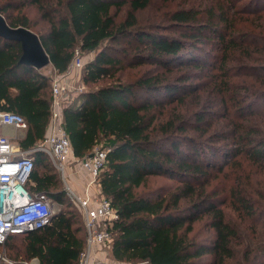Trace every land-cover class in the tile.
<instances>
[{"label": "trees", "instance_id": "obj_1", "mask_svg": "<svg viewBox=\"0 0 264 264\" xmlns=\"http://www.w3.org/2000/svg\"><path fill=\"white\" fill-rule=\"evenodd\" d=\"M155 1L176 4L166 16L184 28L181 37L140 22L138 13ZM260 1L0 3L11 27L28 28L40 37L57 73L69 69L77 49L95 51L107 42L83 70V81L95 87L65 107L64 127L76 158L89 156L96 146L107 151L98 183L119 216L109 226L112 237L106 246L114 262L199 264L209 256L210 264H264ZM30 6L37 8L45 28L36 29L39 23L26 12ZM123 38L136 39L134 51L119 49ZM207 44L220 53L207 50ZM22 52L21 43L0 36V110L26 119L20 141L26 150L47 133L52 95L51 78L20 64ZM121 53L133 60L131 65L151 67L123 81L117 75L126 68ZM34 157L27 187L47 193L62 208L48 225L10 234L0 249L17 264L34 258L39 264H80L86 245L83 214L69 203L50 157L39 152ZM152 177L173 183L145 189ZM219 179H226L224 186ZM199 221L213 231L205 244L191 235Z\"/></svg>", "mask_w": 264, "mask_h": 264}, {"label": "built area", "instance_id": "obj_2", "mask_svg": "<svg viewBox=\"0 0 264 264\" xmlns=\"http://www.w3.org/2000/svg\"><path fill=\"white\" fill-rule=\"evenodd\" d=\"M84 66L82 52L77 49L67 71L48 74L51 78V118L44 139L34 147L25 150L14 141L25 136L28 128L26 119L16 112L0 110V245H4L10 234H24L48 225L57 213L56 207L61 205L47 193H32L27 187L35 168L34 154L39 152L50 157L63 178L72 161L90 176L83 194H77L67 181L65 183L71 200L81 210L85 222L86 245L80 256V264H146L112 263L96 257V247L103 248L111 242L109 226L119 216L111 200L93 188L106 164V149L96 146L92 156L76 158L64 127V109L80 95L73 87V79ZM80 90L83 91V88ZM0 259L2 264H17L1 252ZM24 264H39V260L34 258Z\"/></svg>", "mask_w": 264, "mask_h": 264}, {"label": "rangeland", "instance_id": "obj_3", "mask_svg": "<svg viewBox=\"0 0 264 264\" xmlns=\"http://www.w3.org/2000/svg\"><path fill=\"white\" fill-rule=\"evenodd\" d=\"M3 1H6V0H3ZM260 2H262L261 5H263L262 9L264 10V0H262ZM0 3H2V0H0ZM176 7H177L176 4H168V3H161V2L155 1V2H153L152 6L150 8H147L146 10L138 13L139 18H140V22L143 25L150 24V25H153L154 27H157L158 29H161V30L163 29V31H165L168 34H171V35H174L177 37H181L182 32L184 31V28L180 25L174 24L173 22L168 20L167 16H166L170 10H174ZM26 12L31 18L36 19L37 22L39 23V26L36 29H39L42 27L45 28L47 26V23L41 18V15L39 14L37 8L32 7V6L27 7ZM124 13H125V11H123V14ZM258 24L259 23L257 22V25ZM263 26H264V22H263ZM132 41H135V42H133L131 44ZM135 43H136V39L135 40H128L127 38H123L121 40V43H120L121 47H119V49H121L122 47H125L128 51L130 50V52H132L135 49V47L133 45ZM106 44H107V42H105L102 45V47L98 50L83 52L82 55L84 57L85 65L88 61L93 60L103 50L102 48ZM117 45H119V44H117ZM205 47L207 50H209V51L212 50V52L217 54V55L220 53V50L218 47L216 48L210 44L205 45ZM120 57L124 60L126 68L123 69L122 71H120L117 75L123 81L132 80L135 77H137L140 72H143V71H145L151 67L149 65L138 66L137 64L135 65L133 63L131 65V62L133 60H131L130 57L125 56L122 53L120 54ZM50 69H51L50 66H46V67L42 68L41 70L43 71V73H46V74L49 73L50 74ZM83 70H84V68H83ZM83 70L78 71L75 75V79H73V81H74L73 87L75 89H77L76 91L80 95L82 94V92H86L89 89H92L95 87L93 84H86L83 81ZM106 82H107V80H105L102 83L104 84ZM80 88H83V91H81ZM259 106L264 107V103H260ZM59 175L61 176V178L63 177L61 175V173ZM219 181H221L220 186H224L225 183L227 182L226 179H219ZM169 182L173 183V181H171L165 177H159V178L152 177L150 179V187H148L149 186L148 185L147 187H144V188L156 190L159 187L158 189H161L160 187H162L163 185H165V186L168 185ZM62 184H63V187L66 191V195L69 198V203H71V206L73 204L76 205V203L71 200L70 194H68V190H67V187H66V184H65V181L63 178H62ZM93 188H94V191L100 190L98 181ZM101 193H102V191H101ZM61 208H62V206L58 204V206L56 207V212H58ZM243 229H247V227L244 225ZM212 233H213V231L209 228V226H207L203 221H199L195 224L194 232L191 235H192V237H195L196 240L200 241V243L205 244L206 242H208L211 239ZM244 233H246V230H244ZM243 248H244L243 246H240V250H242ZM0 252L2 253L3 251L0 249ZM99 252L105 258H107L106 261L112 262V263L114 262L113 261L114 259L110 255L108 247H104ZM210 263H211V257H209V256H205L204 258H201L199 261V264H210Z\"/></svg>", "mask_w": 264, "mask_h": 264}, {"label": "water", "instance_id": "obj_4", "mask_svg": "<svg viewBox=\"0 0 264 264\" xmlns=\"http://www.w3.org/2000/svg\"><path fill=\"white\" fill-rule=\"evenodd\" d=\"M0 36L4 39L21 43L22 55L20 64H26L40 70L51 64V59L40 37L25 27H11L0 13ZM92 156V154H90Z\"/></svg>", "mask_w": 264, "mask_h": 264}, {"label": "crops", "instance_id": "obj_5", "mask_svg": "<svg viewBox=\"0 0 264 264\" xmlns=\"http://www.w3.org/2000/svg\"><path fill=\"white\" fill-rule=\"evenodd\" d=\"M50 66V73H55V69L53 68L52 64L48 65ZM40 71L43 73V71L40 69ZM45 75H48L46 73H43ZM26 135V132H25ZM25 137V136H24ZM23 137V138H24ZM23 138H17L14 139L17 143L20 144L21 139ZM63 178V177H62ZM66 178V179H65ZM64 181L68 183V185L71 186V188L77 193V194H83V191L86 187L87 182L90 180V176L88 172L85 170H82L77 166V164H74L73 161L71 164L67 166L66 175H65ZM100 187V186H99ZM101 190V188H99ZM103 249L101 247H96V257L98 259L107 260L102 254H100V250Z\"/></svg>", "mask_w": 264, "mask_h": 264}]
</instances>
